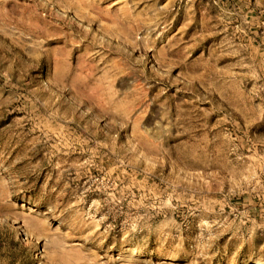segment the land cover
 Wrapping results in <instances>:
<instances>
[{
  "label": "rangeland",
  "instance_id": "1",
  "mask_svg": "<svg viewBox=\"0 0 264 264\" xmlns=\"http://www.w3.org/2000/svg\"><path fill=\"white\" fill-rule=\"evenodd\" d=\"M0 264H264V0H0Z\"/></svg>",
  "mask_w": 264,
  "mask_h": 264
}]
</instances>
